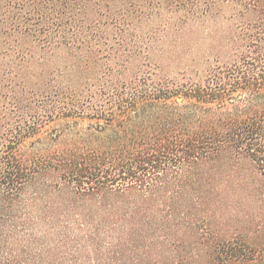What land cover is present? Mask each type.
I'll use <instances>...</instances> for the list:
<instances>
[{
  "label": "trees",
  "instance_id": "obj_1",
  "mask_svg": "<svg viewBox=\"0 0 264 264\" xmlns=\"http://www.w3.org/2000/svg\"><path fill=\"white\" fill-rule=\"evenodd\" d=\"M0 264H264V0H0Z\"/></svg>",
  "mask_w": 264,
  "mask_h": 264
},
{
  "label": "rangeland",
  "instance_id": "obj_2",
  "mask_svg": "<svg viewBox=\"0 0 264 264\" xmlns=\"http://www.w3.org/2000/svg\"><path fill=\"white\" fill-rule=\"evenodd\" d=\"M228 11H229V9L227 8V7H224L220 12H219V16H218V18H217V20H216V24L214 25L213 24V22H211L210 24H209V28L208 29H212V28H216L218 31H221L222 32V29H223V27H225L226 25H225V18H224V16L225 15H227V13H228ZM172 68H169V69H167L168 70V72H166V73H170V72H172V70H171ZM63 126V122L62 121H59V122H52V123H50V124H48V126H46L45 128H44V132H43V137L44 136H47V134L49 133V134H51V133H53V131L54 130H59L61 127ZM226 163H232L233 165H234V167H236V163L235 162H233L232 160L230 161L229 160V158L228 157H226V156H223L218 162H217V167L218 166H225V164ZM234 167H233V169H234ZM235 170H237V171H239V172H242V170L240 169V168H237V169H235ZM234 185H235V183H234Z\"/></svg>",
  "mask_w": 264,
  "mask_h": 264
}]
</instances>
